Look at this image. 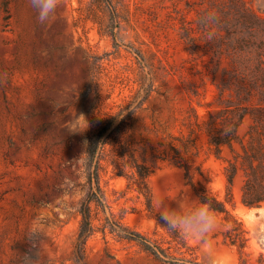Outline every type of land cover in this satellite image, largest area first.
Listing matches in <instances>:
<instances>
[{
    "label": "rangeland",
    "instance_id": "obj_1",
    "mask_svg": "<svg viewBox=\"0 0 264 264\" xmlns=\"http://www.w3.org/2000/svg\"><path fill=\"white\" fill-rule=\"evenodd\" d=\"M111 3L115 20L107 0H60L41 24L29 0H0V264H171L108 228L87 238L83 259L74 258L79 208L89 192L88 137L107 113L131 111L121 139L137 146L157 145L168 134L187 136L195 112L201 120L209 112L221 119L247 111L234 151L224 146L221 158L207 155L202 134L200 154L187 156L221 198L229 160L236 156L239 163L253 151L264 158V0ZM111 172L103 159L100 183L116 216L164 245L169 236L157 223L161 206L200 203L183 169L169 161L147 179L150 212L126 178ZM244 180L239 168L228 206L248 230L246 250L254 260L264 256V201H241ZM251 180L250 190H264V176ZM92 208L94 224H106L103 211ZM215 214L217 229L205 243L186 238L190 251L206 264L214 255L238 264Z\"/></svg>",
    "mask_w": 264,
    "mask_h": 264
},
{
    "label": "trees",
    "instance_id": "obj_2",
    "mask_svg": "<svg viewBox=\"0 0 264 264\" xmlns=\"http://www.w3.org/2000/svg\"><path fill=\"white\" fill-rule=\"evenodd\" d=\"M107 3L111 19L115 20V8L111 0H107ZM3 6L7 10L6 1L3 2ZM142 101L140 100V102ZM246 113L247 111L236 109L231 111L230 115L227 114L218 119L217 114L209 112L208 117L200 120L199 117L202 116L195 112L196 120L189 123L187 136L183 133L168 134V138L159 140L157 145H148L142 142L137 146H133L129 139H121L131 111L123 113L120 109L98 119L97 126L92 127L89 133L86 148L89 160V192L79 208L81 218L74 244L75 260L84 258L86 240L90 235L98 228L106 233L108 228L109 232H115L119 237L137 240L146 250L168 260L171 264H206L200 262L193 255L186 238L179 233L169 231L159 217L157 223L164 228L169 236L167 238L168 245L152 239L139 230L130 228L124 224L121 217L116 216L111 198L100 183L101 162L104 159L108 164H111V177L124 176L126 187L136 190L138 195L143 197L145 208L149 212L152 211L153 204L148 177L161 166L163 161H169L171 164L181 167L186 183L194 190L199 202L207 203L215 213L221 216L224 225L222 233L224 241L236 248L238 264H264V256L261 252L254 260L249 256L246 250L249 241L248 230L228 206V204L232 206L234 203L232 186L239 168H243L245 173V180L241 188V201L247 206H259L264 201V190L249 189L250 186H253L251 178L264 176V158L262 159V155H260L261 151H253L255 152L253 154L246 152L239 163L236 156L234 161H228L224 171L226 191L222 198L212 192L199 178L202 176L205 181L210 180L203 173L201 166L193 167L187 160V156L200 154V136L202 134L207 136L205 140L208 145L207 155L213 153L217 158H221L220 152L224 146L234 151L233 143H241L238 126ZM226 130L227 134H225ZM254 160L257 162L255 163ZM258 185L262 187L260 183ZM93 205L103 211L106 219V224L100 227L94 224Z\"/></svg>",
    "mask_w": 264,
    "mask_h": 264
},
{
    "label": "clouds",
    "instance_id": "obj_3",
    "mask_svg": "<svg viewBox=\"0 0 264 264\" xmlns=\"http://www.w3.org/2000/svg\"><path fill=\"white\" fill-rule=\"evenodd\" d=\"M59 2L60 0H29V4L37 12V21L41 24L47 23L55 13ZM159 218L169 231L179 233L185 238L200 240L202 243L207 241L209 235L218 226L215 211L204 202L184 205L179 209L161 206ZM261 247L264 248V245ZM211 259L213 264H222L215 255Z\"/></svg>",
    "mask_w": 264,
    "mask_h": 264
}]
</instances>
